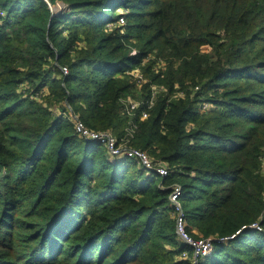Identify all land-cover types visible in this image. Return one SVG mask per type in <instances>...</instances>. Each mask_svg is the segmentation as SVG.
<instances>
[{
	"label": "trees",
	"instance_id": "trees-1",
	"mask_svg": "<svg viewBox=\"0 0 264 264\" xmlns=\"http://www.w3.org/2000/svg\"><path fill=\"white\" fill-rule=\"evenodd\" d=\"M0 10V264H264L255 230L194 259L169 199L179 186L194 239L264 230V0H0ZM150 57L139 86L126 75ZM134 92L143 102L130 119L122 101ZM74 115L119 140L135 125L132 146L170 173L111 158Z\"/></svg>",
	"mask_w": 264,
	"mask_h": 264
},
{
	"label": "built area",
	"instance_id": "built-area-1",
	"mask_svg": "<svg viewBox=\"0 0 264 264\" xmlns=\"http://www.w3.org/2000/svg\"><path fill=\"white\" fill-rule=\"evenodd\" d=\"M0 15L3 16L4 13L0 11ZM1 18V17H0ZM1 24V19H0ZM124 18L120 19V25H124ZM63 72L67 74V69L64 68ZM129 75H132L137 79L139 86L143 82H145L144 77L137 73L135 70L129 72ZM157 86L153 87V97L150 101V107H153L155 99L157 98V94L160 91H157ZM128 99V98H127ZM127 99L122 101L123 113L126 114L130 119H132L136 115L137 109H139L141 103L140 102H128ZM148 113L142 112L141 119L147 120ZM73 123L75 125L77 133L80 134L81 137L88 139L90 141H96L102 144L108 151L109 156L111 158H131L134 159L139 166H142L145 170L155 172L157 175L161 177H165L170 173V165L166 162H155L152 157H150L146 152L136 149L132 146L130 141L133 140L137 127L135 125H131L128 127V135L127 137H123V139H117L111 132H102V131H93L88 129L82 121L78 118L73 119ZM264 175V172H263ZM182 189L179 186H174L170 195V202L174 205V219H175V228L176 233L179 236V239L185 244L192 248L193 257L197 259L198 257H204L210 255L214 248V242L217 241L219 243H224L226 241L234 239L236 236L241 235V233L245 230H255V231H264L259 223H253L250 226H244L241 230L236 232L231 237L214 240L212 238L209 239H194L190 236L187 230V222L185 219V213L182 208V205L179 201V197L181 196ZM184 258H188L187 253L183 254Z\"/></svg>",
	"mask_w": 264,
	"mask_h": 264
},
{
	"label": "rangeland",
	"instance_id": "rangeland-1",
	"mask_svg": "<svg viewBox=\"0 0 264 264\" xmlns=\"http://www.w3.org/2000/svg\"><path fill=\"white\" fill-rule=\"evenodd\" d=\"M58 5H61V7L63 8V10L66 8V6L63 4V3H61V2H58L57 3V5L55 6V8H57L58 7ZM1 11V10H0ZM122 12H125V11H122ZM121 12V13H122ZM0 17H2L1 15H0ZM127 22H126V20H125V24H126ZM113 24H110L109 25V27H110V29H113V26H112ZM138 49L137 48H131V55H136L137 54V51ZM152 59H154V57H150V58H148L147 60H145L144 62H142V64L140 65V67L138 66V67H136L135 69H133V71L135 70L137 73H140V75L142 76L143 75V72H142V69H143V67H145V63L146 62H149L150 60H152ZM126 76H130L129 74L128 75H126ZM143 77V76H142ZM157 91H160V92H158V94H157V97H158V95H160L161 94V91H162V89L164 90V88L163 87H161V86H157ZM178 95V96H177ZM183 98L184 97V94L182 95V94H176V96H175V98L176 99H178V98ZM158 99V98H157ZM128 101H127V103L128 102H143V97L140 95V94H137L136 92H134V93H132L131 95H129V97H128V99H127ZM52 105H51V108L54 110V112H60V108H59V106L61 107V105H59L58 106V104L57 103H55V102H52L51 103ZM205 107L206 108H208L209 107V105H205ZM149 116V115H148ZM75 118H78L76 115H74L73 117L71 116V121H73V119H75ZM148 119H149V117H148ZM129 125V124H128ZM127 135H128V129H126V131H125V137H127ZM124 137V138H125ZM130 143L132 144V141H130ZM146 153L151 157V155L146 151ZM264 172V168H263V170H262V173Z\"/></svg>",
	"mask_w": 264,
	"mask_h": 264
},
{
	"label": "water",
	"instance_id": "water-1",
	"mask_svg": "<svg viewBox=\"0 0 264 264\" xmlns=\"http://www.w3.org/2000/svg\"><path fill=\"white\" fill-rule=\"evenodd\" d=\"M47 1V0H46ZM52 11L54 12V15H58L63 11V8L61 7V5H58L57 8H53L51 7Z\"/></svg>",
	"mask_w": 264,
	"mask_h": 264
}]
</instances>
